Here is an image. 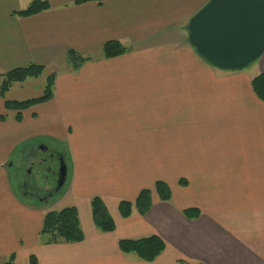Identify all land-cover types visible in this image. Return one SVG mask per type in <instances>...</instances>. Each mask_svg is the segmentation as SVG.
I'll return each mask as SVG.
<instances>
[{"label":"crops","instance_id":"obj_1","mask_svg":"<svg viewBox=\"0 0 264 264\" xmlns=\"http://www.w3.org/2000/svg\"><path fill=\"white\" fill-rule=\"evenodd\" d=\"M34 1L0 0V76L44 67L6 100L39 98L56 77L53 99L22 121L0 96V264L11 256L30 264L32 255L39 264H264V102L252 85L264 55L250 72H226L197 54L188 28L210 0H43L48 10L17 15ZM109 42L129 51L105 58ZM70 53L86 61L80 70ZM41 144L63 151L68 174L60 193L40 201L12 179ZM143 191L151 195L145 215L136 207ZM55 198L77 208L83 242L41 235ZM94 198L114 232L97 229ZM122 202L132 204L129 218ZM154 236L165 250L152 262L121 251L123 240Z\"/></svg>","mask_w":264,"mask_h":264},{"label":"trees","instance_id":"obj_2","mask_svg":"<svg viewBox=\"0 0 264 264\" xmlns=\"http://www.w3.org/2000/svg\"><path fill=\"white\" fill-rule=\"evenodd\" d=\"M85 1L103 2L105 0H79L78 3ZM50 8L49 3L43 0H35L27 10L18 12L17 15L22 17H32L38 15ZM129 50L119 42H109L106 44L104 52L105 58H113L126 54ZM69 63L75 71L80 70L81 66L86 62L83 58L74 53L68 56ZM44 73V67L39 65H29L25 68L15 69L0 76V96L5 99V107L8 111L17 112V121H22V113L34 106L49 102L53 99L55 90V75L47 78L43 95L39 98L26 101H8L7 93L15 84H21L29 79L39 78ZM253 89L257 97L264 102V74L253 79ZM157 193L162 200H170V189L162 182L156 185ZM93 220L97 229L103 233H111L116 229L115 223L110 216L105 204L100 198L92 200ZM136 207L141 215H145L151 208V195L148 191H143L136 201ZM120 212L124 218H129L132 214V204L122 202ZM41 235L49 237L50 244L58 243H81L85 236L81 227L79 213L76 207H68L61 211H53L47 214ZM120 248L123 253L136 254L141 259L152 262L159 257L165 250L164 242L154 236L138 240H123L120 242ZM5 264H15V257L11 256ZM30 264H39L38 258L32 255Z\"/></svg>","mask_w":264,"mask_h":264},{"label":"water","instance_id":"obj_3","mask_svg":"<svg viewBox=\"0 0 264 264\" xmlns=\"http://www.w3.org/2000/svg\"><path fill=\"white\" fill-rule=\"evenodd\" d=\"M189 43L212 67L240 72L264 55V0H210L192 19ZM64 160L55 194L67 181Z\"/></svg>","mask_w":264,"mask_h":264},{"label":"flooded vegetation","instance_id":"obj_4","mask_svg":"<svg viewBox=\"0 0 264 264\" xmlns=\"http://www.w3.org/2000/svg\"><path fill=\"white\" fill-rule=\"evenodd\" d=\"M25 157L15 167L19 188L29 196H43L40 200L54 197L61 161L66 162L63 151L41 144L32 147L30 154ZM36 165L39 169L35 174Z\"/></svg>","mask_w":264,"mask_h":264},{"label":"rangeland","instance_id":"obj_5","mask_svg":"<svg viewBox=\"0 0 264 264\" xmlns=\"http://www.w3.org/2000/svg\"><path fill=\"white\" fill-rule=\"evenodd\" d=\"M249 68V69H248ZM248 68H246L245 70H247V72H250L251 70H253L252 69V67H248ZM251 68V69H250ZM250 74H252V73H250ZM32 82H39V81H37V80H33ZM36 84V83H35ZM35 145V143H30V146H34ZM26 146V145H25ZM25 146H23V147H25ZM22 147V148H23ZM21 148V150H24V149H22ZM26 148V147H25ZM18 158H20V152L18 153V154H16V155H14L13 156V161H15V163H17V161H18ZM38 164V163H37ZM38 169H39V166H37L36 165V167L34 168V171H35V174H36V172L38 171ZM13 180V185H14V187H15V189L18 191V188H19V186H18V178H13L12 179ZM39 197V198H38ZM37 197V199L39 200V199H41V198H43V196H38ZM38 200H35V202H37L38 203ZM57 200V201H56ZM41 201V200H40ZM39 201V202H40ZM52 202H58V204H57V206L54 208V209H56V210H58V211H61V210H63V209H65V208H67V207H69V205H70V202H69V200H67V199H62L61 200V198H58V199H54Z\"/></svg>","mask_w":264,"mask_h":264}]
</instances>
